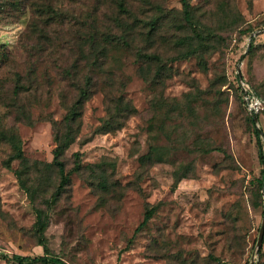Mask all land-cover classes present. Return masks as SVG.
Here are the masks:
<instances>
[{
	"label": "rangeland",
	"instance_id": "1",
	"mask_svg": "<svg viewBox=\"0 0 264 264\" xmlns=\"http://www.w3.org/2000/svg\"><path fill=\"white\" fill-rule=\"evenodd\" d=\"M191 3L205 40L199 53L173 59L196 37L184 27L181 0H0L2 253L45 254L35 209L47 206L59 176L33 162L53 161L54 123L64 130L88 88L63 157L72 170L80 152L82 169L49 211L51 255L66 264L249 263L264 217L256 133L264 154V110L255 124L237 81L241 65L264 99V0ZM132 25L134 38L126 34ZM120 97L131 112L107 131ZM12 136L33 168L34 202L15 174L21 160L5 164ZM257 263L264 264V239ZM0 264L14 263L0 257Z\"/></svg>",
	"mask_w": 264,
	"mask_h": 264
},
{
	"label": "trees",
	"instance_id": "2",
	"mask_svg": "<svg viewBox=\"0 0 264 264\" xmlns=\"http://www.w3.org/2000/svg\"><path fill=\"white\" fill-rule=\"evenodd\" d=\"M182 3V17L185 22L184 27H190L196 34V37H192L189 45L190 49L188 52L182 51V54L178 55L177 57H174L173 59L182 58L184 56H189L190 54L199 53V51L202 49L200 45L204 42V37L201 34L200 27L198 28V23L200 24V21L196 18L195 9L191 3V0H181ZM120 7L125 10L126 12H129V8H127L124 4H121ZM130 28V31L126 34L127 36L132 37L133 34L136 32L135 28L132 26L128 27ZM126 30V29H125ZM252 28L242 29L241 33L245 34L251 31ZM121 35V39L125 41L124 37L126 36ZM97 37H95L96 39ZM126 42V41H125ZM196 42L197 45H194L193 43ZM186 43L185 39L181 40V45H184ZM103 58L106 59L104 55H101ZM146 62H151L153 60V57L151 55H146L144 59ZM162 78V72L159 71L157 73V79ZM246 81V80H245ZM247 83V81H246ZM238 84V82H237ZM249 84L253 87V89L257 92L256 88L249 82ZM21 86L19 85V89ZM238 88H240L238 86ZM91 91L88 88H82L80 90V93L78 95L77 100L70 106L69 111L67 115L65 116L63 122H64V130H61L58 125L54 123L55 126V142L56 147L53 151V161L52 162H39L34 161L33 165L35 169L39 172L42 165L46 169L47 173H51L53 169L56 170L58 176H59V182L54 191L52 192L51 196L49 197L47 201V206L45 208L37 206L35 211L37 215V220L35 223V235L38 240V244L41 245L44 248L45 254L44 255H38V256H29V255H19V254H13L8 255L6 253H2L0 251V257L5 259L8 263H14V264H66L63 260H61L58 257L52 256L51 251L48 244V239L46 235V231L49 225L50 220V213L49 211L52 209L53 204L60 198L62 193L66 190L67 186L70 183L71 173L73 171H80L82 169V160H81V153L76 152L75 153V166L72 170H68L66 168L65 161L63 159L65 151L71 146V144L75 141L76 136V127L77 125L81 123V117H82V111L84 103L87 101V99L90 97ZM193 95L192 93H189L186 95V97L191 98ZM112 121L108 122V124L105 123V128L108 131L109 129H118L122 127L123 125V119L131 112V106L129 101H126L123 97H120L114 105V108L110 111ZM248 112V111H247ZM249 114V112H248ZM251 120L254 122L253 116L249 114ZM259 118V115H258ZM105 130V129H103ZM257 137H258V143L260 145V153L262 155V158L264 159V154L262 153V140H261V134L258 130H256ZM13 152L9 156V158L5 161V164L8 168H12V163L15 160H21V165L24 166L22 169L21 166L15 170V174L20 182L21 187L27 191L29 194L31 200L34 202L35 200V194L36 190L28 184V174L33 171L32 166L29 165V159L24 156L23 149L21 147L20 142L14 137H10ZM262 146V147H261ZM154 213V208L149 209L144 217V220L140 224L139 228H142L145 226L149 219L152 217ZM185 264V263H183ZM186 264H191V261H187Z\"/></svg>",
	"mask_w": 264,
	"mask_h": 264
},
{
	"label": "built area",
	"instance_id": "3",
	"mask_svg": "<svg viewBox=\"0 0 264 264\" xmlns=\"http://www.w3.org/2000/svg\"><path fill=\"white\" fill-rule=\"evenodd\" d=\"M243 80L241 82H239L238 80L237 82H238V86L242 89L241 91L243 94L242 96H243V101L245 103V107L251 116L259 115L264 110V99L260 95L257 94V92L249 84V82L247 83L250 87L253 97H251L250 99L246 98L244 96V90L242 88Z\"/></svg>",
	"mask_w": 264,
	"mask_h": 264
},
{
	"label": "water",
	"instance_id": "4",
	"mask_svg": "<svg viewBox=\"0 0 264 264\" xmlns=\"http://www.w3.org/2000/svg\"><path fill=\"white\" fill-rule=\"evenodd\" d=\"M259 33H260V31L252 33L251 36H250L251 40H253L254 36L259 34ZM250 46H251V42L249 43V47ZM238 71H239L238 80H239V82H241L244 79L243 75L241 73V65H239ZM253 119H254V123L259 125L258 115H253ZM258 131L260 132V134H262V130L260 128H258ZM263 239H264V217H263V223H262L260 235H259L258 242H257L258 245H257V248H256V253L253 255L252 259H250L248 264H259V263H257V255H258V251H259L260 247L263 244Z\"/></svg>",
	"mask_w": 264,
	"mask_h": 264
},
{
	"label": "bare ground",
	"instance_id": "5",
	"mask_svg": "<svg viewBox=\"0 0 264 264\" xmlns=\"http://www.w3.org/2000/svg\"><path fill=\"white\" fill-rule=\"evenodd\" d=\"M242 88L244 90V96L248 99H250L252 96V92L250 90V87L248 85V83H246L244 80H243V85H242Z\"/></svg>",
	"mask_w": 264,
	"mask_h": 264
}]
</instances>
